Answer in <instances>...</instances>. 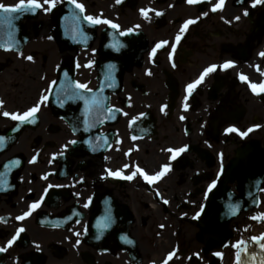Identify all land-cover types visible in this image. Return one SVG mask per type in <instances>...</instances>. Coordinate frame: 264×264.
Segmentation results:
<instances>
[{
	"label": "flooded vegetation",
	"instance_id": "1",
	"mask_svg": "<svg viewBox=\"0 0 264 264\" xmlns=\"http://www.w3.org/2000/svg\"><path fill=\"white\" fill-rule=\"evenodd\" d=\"M0 2L14 5L18 0ZM217 2L76 0L84 6L81 12L75 4L57 0L55 17L37 10L15 20L23 31L8 34L17 35L15 41L25 36L27 42L0 47V230L6 231L5 242L23 228L15 242H42L44 249L59 253L64 264H162L173 249L168 264H217L204 255L194 220L207 202L208 186L234 156L239 133L252 129L245 139L260 135L251 125L261 102L250 84L264 81V60L244 51L252 39L243 12L252 0H225L211 11ZM69 14L75 18L65 17ZM88 15L110 20L118 30L85 22ZM189 19L196 22L181 32ZM129 29L131 40L138 43V36L143 37L148 51L143 64L128 71ZM111 42L123 47L103 57V51H111ZM158 43L161 47L156 48ZM224 61L234 65L218 67L184 99L189 83L208 66ZM105 66L109 73L103 78ZM60 68H75V80L89 89L104 85V94L89 98L103 101L106 111L92 114L102 123L88 132L85 119H75L76 133L71 128L61 106L64 94L53 102L45 93L53 80L48 81L49 75ZM113 85L121 91L108 93ZM59 86L63 93L62 80ZM45 95L46 101L41 99ZM38 102L34 122L2 115L22 114ZM242 106L245 113L238 120ZM141 114L151 122L140 120ZM139 120L142 127L152 123L147 132L153 135L138 137L134 126ZM231 127L238 131L228 132ZM71 140L79 142L69 144ZM182 146L187 150L173 160L168 149ZM191 150L208 154L202 153L201 160L195 153L187 155ZM137 167L149 175L164 174L151 184L139 174L132 180L107 174L127 176ZM37 201L39 207L32 209ZM25 212L29 214L23 220L16 219ZM127 232L131 243L121 237Z\"/></svg>",
	"mask_w": 264,
	"mask_h": 264
},
{
	"label": "snow or ice",
	"instance_id": "2",
	"mask_svg": "<svg viewBox=\"0 0 264 264\" xmlns=\"http://www.w3.org/2000/svg\"><path fill=\"white\" fill-rule=\"evenodd\" d=\"M70 3L75 4V7L77 9H79L81 12L84 11V6L82 4L76 3V0H69ZM117 3H120V0H116ZM198 0H187V3L189 4H193V3H197ZM224 3V0H219V3H217L215 6H213L211 8V11L215 12L217 11V9H219ZM264 4V0H252V7H256L257 5H261ZM57 6V0H42V2H40V0H18L17 3H15L14 5H5L4 3H0V13H2V15H0V28L3 27H7L10 31L14 30V24L13 21L19 19V15L18 14H34L37 10H41L45 13L53 10L54 8H56ZM141 14L144 15L146 13L145 9H141L140 10ZM156 15L159 16L161 15V13L159 11L156 12ZM202 16H207L208 13L207 12H203L201 14ZM244 16L248 15V11L245 10L243 12ZM84 21L91 23V24H100V23H104V24H108L111 25L112 28H117L118 25L112 23V21L110 20H101L98 19L94 16L88 15V16H84ZM236 20H239L240 17L237 16L235 17ZM196 20L193 19H189L187 21H185L183 27L181 28V32H183L188 25L195 23ZM139 27V26H137ZM129 32H131V29L128 30ZM49 39H51V37H49ZM176 41L179 42L180 40V36L177 35L176 36ZM162 43H167V42H162ZM161 47V43H158L156 45V48ZM176 45L173 44L172 45V49L173 51L175 50ZM155 48L152 50L153 53H155ZM261 56H264V52L260 53ZM27 60H32L33 57L28 56L26 57ZM170 59H171V54H170ZM234 65L233 61H224L223 64L221 66H217L215 64L208 66L207 68H205L203 70V72L201 73V75L199 76V78L197 80H195L192 83H189L186 86V93L187 95H185L184 99L187 100L188 96L191 95V93L193 92L194 89L197 88V86L205 79V77H207L210 73L214 72L217 70L218 67H222L224 69L227 68H231ZM175 65L173 64V67ZM242 79H246V77H242ZM55 83V82H53ZM250 87L252 89L253 92H264V82L260 83V84H256V83H251ZM75 88L77 89L76 91H72L70 93H67L62 99H61V106H63V103L65 101H71V102H75L77 100L83 101L84 107H85V115H86V119L84 120V131L88 132L90 131L92 128H94L97 124L102 123V121L99 119V115L96 116L95 119H92V114L93 111L97 114H102L106 111V108L103 104V101L99 98H97L96 96H93L91 99H89V97L87 95L84 94V92H81L79 90H85L87 93H91L92 89L87 88V85L84 83H77L75 85ZM42 100L46 101L48 99V97L45 95L43 97H41ZM3 104V101H0V105ZM92 106L91 109L89 106ZM185 107H187V105H185ZM39 108V102L34 105L33 107L29 108L28 110L24 111L22 114H17V113H9L7 111L3 112L2 115L7 117L9 115H11V119L14 121H21V122H34V117H35V113L38 111ZM143 115V114H141ZM184 117H181V119H183ZM258 127V125H257ZM228 132H237L238 130L234 127H231L229 129H227ZM252 131V129H248L246 132H240L239 134L241 136H246L248 134V132ZM4 138L0 137V141H2ZM132 139H136L135 136L132 137ZM79 141L76 140H71L69 141V144H77ZM87 142V141H86ZM103 143H107V140L105 139L103 141ZM65 148H67V145H64ZM90 150L95 151V148H91ZM187 150V146H182V147H178L175 149H168V151L170 153H172V159H176L181 153H183L184 151ZM35 159V158H33ZM125 168L128 167V165H124ZM164 170H168L170 168V165L165 164L162 166ZM109 176H113V177H121L123 179L126 180H132L137 174H139L147 183L151 184L153 183L155 180L159 179L160 176H162L164 173L163 172H157L154 175H149L147 173H145L142 169H140L139 167L136 168L135 171H133L131 174L127 175V176H122V174L119 171H108L107 173ZM217 181L213 180L212 183L208 186V191L210 192L213 188H215ZM264 190V189H262ZM157 195H159V193H157ZM42 199V198H41ZM165 204L168 203L167 200L163 201ZM85 207H88V204L86 203L84 205ZM32 209L38 208L39 207V201L33 203L30 206ZM203 207V206H202ZM233 207H235V205L233 204H229L228 208L229 210H231ZM29 213L25 212L23 215L16 217L17 220H23L25 218V216H27ZM200 213H197V216H199ZM262 217H264V214H261ZM252 219H257V217H252ZM160 227H164L163 225H160ZM24 231L23 228H19L17 229L16 233L11 237V239L7 240L6 242V246L5 247H0V252H5L7 251V249L9 247H11L13 245V243L17 240V238L19 237L20 233H22ZM76 235L78 236L79 233H76ZM250 241L254 242L261 250H264V233L258 235V236H252L249 238ZM79 243V240H77V244ZM129 243H131V241H129ZM247 241L244 240H239L237 241L235 244H233L232 246L236 249H244V252L246 255H252L254 256V253H248L247 252ZM38 247V246H37ZM175 249H173V251L169 252L166 256V258L162 261V264H168V261L170 259H172V257L175 254ZM215 255L219 256L220 253H215ZM236 264H242V260H241V252L238 250L236 252ZM260 264H264V261H261Z\"/></svg>",
	"mask_w": 264,
	"mask_h": 264
},
{
	"label": "water",
	"instance_id": "3",
	"mask_svg": "<svg viewBox=\"0 0 264 264\" xmlns=\"http://www.w3.org/2000/svg\"><path fill=\"white\" fill-rule=\"evenodd\" d=\"M226 176H233L234 179L238 181L239 190L242 192L241 197L252 196V199H257V194L259 192V187L261 186L262 180L264 179V154L260 151L258 147L252 149L251 147H246L242 149L237 159L234 161L232 168L227 173ZM255 190H251L254 188ZM220 190V189H219ZM216 191L211 198V204L209 209L205 212L207 218H211L212 221L216 223L223 222V240H227L225 225L228 223V205H236L239 202L237 197H231L226 194V188L223 187L220 191ZM221 191L223 195L220 194ZM248 191V192H247ZM254 192L253 194L251 192ZM232 210V209H231ZM242 210L236 212L234 217L239 216ZM227 213V214H226ZM223 220H220L222 219ZM225 227V228H224ZM212 230V228H211ZM213 231V230H212ZM225 233V234H224ZM259 261L256 264H260L264 261V256H261L264 252L256 249Z\"/></svg>",
	"mask_w": 264,
	"mask_h": 264
}]
</instances>
